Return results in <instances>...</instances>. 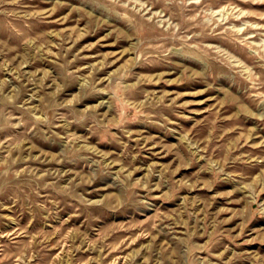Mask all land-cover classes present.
Masks as SVG:
<instances>
[{
	"label": "rangeland",
	"instance_id": "1",
	"mask_svg": "<svg viewBox=\"0 0 264 264\" xmlns=\"http://www.w3.org/2000/svg\"><path fill=\"white\" fill-rule=\"evenodd\" d=\"M0 264H264V0H0Z\"/></svg>",
	"mask_w": 264,
	"mask_h": 264
}]
</instances>
